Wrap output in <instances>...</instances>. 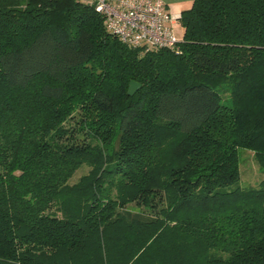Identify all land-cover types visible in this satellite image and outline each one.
<instances>
[{
    "label": "trees",
    "instance_id": "trees-1",
    "mask_svg": "<svg viewBox=\"0 0 264 264\" xmlns=\"http://www.w3.org/2000/svg\"><path fill=\"white\" fill-rule=\"evenodd\" d=\"M179 21L147 52L91 3L0 0V264H264V0Z\"/></svg>",
    "mask_w": 264,
    "mask_h": 264
},
{
    "label": "built area",
    "instance_id": "built-area-1",
    "mask_svg": "<svg viewBox=\"0 0 264 264\" xmlns=\"http://www.w3.org/2000/svg\"><path fill=\"white\" fill-rule=\"evenodd\" d=\"M103 15L109 31L130 47L143 51L175 49L179 37L174 24L180 15L168 11L163 0H82Z\"/></svg>",
    "mask_w": 264,
    "mask_h": 264
},
{
    "label": "rangeland",
    "instance_id": "rangeland-1",
    "mask_svg": "<svg viewBox=\"0 0 264 264\" xmlns=\"http://www.w3.org/2000/svg\"><path fill=\"white\" fill-rule=\"evenodd\" d=\"M175 33L179 37V39L183 38L184 28L182 25L177 24L174 26ZM183 33V34H182ZM225 102L230 104L231 98L230 94L226 93L224 95ZM240 170H241V182L243 185H258L260 181L263 179L264 174L261 171L260 164L255 157V154L252 150L246 148H240ZM91 167L87 164L80 167L73 177L70 179L71 183H74L79 180V178L87 174L90 171Z\"/></svg>",
    "mask_w": 264,
    "mask_h": 264
},
{
    "label": "crops",
    "instance_id": "crops-1",
    "mask_svg": "<svg viewBox=\"0 0 264 264\" xmlns=\"http://www.w3.org/2000/svg\"><path fill=\"white\" fill-rule=\"evenodd\" d=\"M163 1L168 11L181 16L183 11L188 10L192 7L194 0H163ZM177 24L181 25L179 20L177 21L176 24H174V26Z\"/></svg>",
    "mask_w": 264,
    "mask_h": 264
},
{
    "label": "water",
    "instance_id": "water-1",
    "mask_svg": "<svg viewBox=\"0 0 264 264\" xmlns=\"http://www.w3.org/2000/svg\"><path fill=\"white\" fill-rule=\"evenodd\" d=\"M140 87V84L135 82V81H131L130 83V87H129V95L132 96L135 94V92L138 90V88Z\"/></svg>",
    "mask_w": 264,
    "mask_h": 264
}]
</instances>
